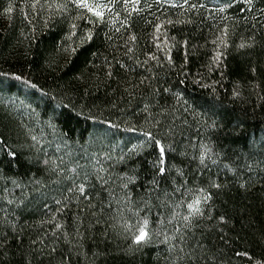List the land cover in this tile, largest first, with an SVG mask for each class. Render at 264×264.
Returning a JSON list of instances; mask_svg holds the SVG:
<instances>
[{
    "label": "trees",
    "instance_id": "16d2710c",
    "mask_svg": "<svg viewBox=\"0 0 264 264\" xmlns=\"http://www.w3.org/2000/svg\"><path fill=\"white\" fill-rule=\"evenodd\" d=\"M32 2L34 0H0V72L7 74L0 76L3 81L0 83V139L6 141L0 150V264H169L165 260L167 246L160 240L147 245L133 244L131 233L137 230L136 217L126 208L121 212L124 206L115 200L109 207L108 192L101 191L99 186L91 190L92 203L98 205L97 216L91 214V209L81 211L87 207L86 202L81 203L75 198L68 209L57 212L55 199L62 198L70 181L63 179L53 183L57 177L50 175L44 164L46 159L63 156L64 166L71 169L75 167L73 158L79 159L83 149L103 157L104 150L115 145H109L107 141L91 143L93 133L102 137L107 127L100 121L128 119L143 124V114H134L139 112L136 106H143L141 95L144 100L152 99L155 103V89L160 90L158 98L165 107L179 109L177 116L183 112V105L177 103L176 93L202 121L211 123L215 120L218 125L215 128L200 127L198 136V126L193 124L183 136L164 141L165 147L171 143L174 149L167 153L168 166L196 172L197 180L189 184L190 198L198 195L196 189L202 181L206 186L207 179H216L217 174L227 185L214 197L212 214H224L228 223L214 228L204 238L209 251L207 258L201 254L200 264H257V261H264V163H260L264 160L260 147L264 140V15L259 12L264 8V0H254L252 11L247 10L249 6L244 0H189L188 4H184V0H161L160 3L140 0L138 12L132 11V4L127 6L131 13L127 18L130 27H121L127 13L123 0H116L114 11L120 16L114 24L97 22L93 26L86 20H79L76 21L75 36L69 27L70 17L50 14L39 5L33 9L30 7ZM90 2L107 4L108 0ZM229 3L231 7H226L224 12L218 11ZM172 4L183 7L174 8ZM189 4L205 7L192 9ZM105 15L107 21L112 19L107 12ZM169 20L172 23H167ZM157 24L162 25L159 32L156 31ZM116 28L120 31L116 32ZM224 28L228 30L227 36L222 31ZM89 30L93 38L87 41L83 37ZM130 35L136 37L134 43L129 41L127 44L133 52L125 55V42ZM72 48H75L74 53ZM153 54L159 64L148 59ZM218 54H221L219 59H214ZM106 60L111 62V69ZM116 60L131 66L134 71L121 69ZM145 60H148L147 64ZM109 70L114 73L111 78L107 76ZM21 72L43 86L49 97L55 99L41 97L39 91L16 81L14 75ZM145 77L151 79L137 90L136 98L129 104L123 91L128 86L126 81L139 83ZM164 88L170 91L164 92ZM90 110L93 118L86 119ZM153 111H159V107ZM49 119L58 130L71 137L67 147L62 144L59 152L56 150L58 141L47 127ZM188 119L191 121L192 117ZM29 131L41 141L37 149L27 148L32 143ZM113 133L121 148L128 140L136 143L139 135L125 132L123 128L111 130L109 136ZM201 142L219 153L216 165L206 160L210 172L205 171L202 178L196 171L198 161L188 162L193 154L202 151L199 148ZM253 146L254 157L249 155V148ZM9 149H15L18 155L15 158L6 155ZM183 152L188 156L180 155ZM80 163L84 161L80 160ZM134 163L130 162L129 167ZM246 163L253 165L251 171L245 167ZM144 168H147L146 164ZM64 175L72 173L65 172ZM172 175L175 176L174 170ZM13 180L29 185L23 188L26 208L7 203L8 199L16 200L21 196L22 190L14 187ZM34 180L41 181L43 186H31L30 182ZM240 184L251 185L250 190L240 188ZM5 188L14 194L9 196ZM113 188L116 197L122 195L119 187L113 185ZM168 191L171 192V188ZM143 193L144 189L137 186L133 190L134 199L138 200L137 194ZM101 201L103 210L99 206ZM162 214L169 216L171 208L152 207L141 216L148 217L149 230H154L160 227L158 221ZM53 216V223H47ZM126 221L130 232L125 231ZM57 222L63 228L55 229ZM210 223L214 225L216 221ZM12 225L16 226L15 231ZM166 227L171 234L173 226L168 224ZM221 236L225 239H220ZM33 240L35 244H32ZM53 247L55 252L51 251ZM237 251H246L252 259L236 256Z\"/></svg>",
    "mask_w": 264,
    "mask_h": 264
},
{
    "label": "snow or ice",
    "instance_id": "6c2138e0",
    "mask_svg": "<svg viewBox=\"0 0 264 264\" xmlns=\"http://www.w3.org/2000/svg\"><path fill=\"white\" fill-rule=\"evenodd\" d=\"M157 3H160L161 0H156ZM140 3V0H123L124 10L127 13L125 20L121 21V27H130L127 25V18L131 15L127 11V6L132 4V11L138 12L140 9L137 7ZM189 0H184V4H188ZM244 3L248 5V11H252L254 7V0H244ZM40 8L47 9L50 14L59 13L62 17L67 15L71 18L69 27L72 30V35H76V29L78 24L76 21L86 20L88 24L95 26L97 22L104 24L106 22L115 23L116 19L120 16L119 12H115L116 0H108L107 4H101L96 2H90V0H34L30 4V7L36 9L37 6ZM171 7H183V5L172 4ZM189 7L196 9L197 7H205L203 4H189ZM226 7H231V4H226L225 7L218 9L219 12H224ZM9 11L11 10V5L9 6ZM106 12L112 16L110 21L106 20ZM259 12L264 15V8L259 9ZM90 14V15H89ZM25 18H27V13H24ZM157 19H159L157 17ZM255 20L256 17L254 16ZM47 23V20H45ZM167 23H172V21H167ZM156 31L159 32L162 25L157 24ZM33 32L35 29L33 28ZM116 32L120 31V28L115 29ZM224 36H227V28L223 30ZM93 38L92 31L89 30L84 34L83 39L90 41ZM111 39V37H108ZM135 35H130L128 41L125 42L126 52L132 53V47H127V44L130 42H135ZM223 43V38H221ZM187 42H185L186 45ZM159 47V45H158ZM244 47V45H241ZM71 51L74 53L75 48H72ZM214 59L218 60L219 56ZM113 59H116L113 57ZM148 59L157 61L159 64L158 58L153 54ZM169 62H171V57L168 56ZM116 63L121 69H124L126 72H132L134 69L124 63H120L119 60H116ZM145 64L148 63V60L144 61ZM109 69L112 65L110 61L106 60ZM51 67V62L49 64ZM113 71H107V76L111 78L113 76ZM6 73L0 72V76H6ZM16 81L23 82L27 87L39 91L41 97H49L48 92L43 90V86H39L37 82H33L30 78H26L21 72L15 74L13 77ZM151 77H145L139 81V83L133 81H126L127 87H124L123 91L128 97L129 104L136 98L138 92L137 90L141 88L142 85H145L147 80H150ZM3 83V81H0ZM183 83V81H180ZM194 83H199V81H194ZM204 87H209L208 85H202ZM148 87H151L149 84ZM213 92L215 93V88L213 87ZM159 89H155L153 92V103L152 99L144 100V97L141 95V103L136 107L139 108V112H134L135 115L143 114V124L139 121L133 122L128 119H122L120 122L100 121V123H106L107 127L103 130V136L100 137L96 133L92 135L91 143L95 144L97 142L103 143L107 141L109 145H115L114 147H109L104 150V155L101 157L97 152H89L87 149H83L79 155V159H74L75 167L71 169L66 168L64 157L59 156L56 159H46L44 164L46 165L45 170L50 174H55L57 177L53 183H60L63 179L70 181V186L67 187L65 193H62L61 199H55V203L58 206L56 211L61 212L65 209H68L73 202V199L79 200L81 203L86 202L87 207L82 208L81 211L91 209V214L95 217L97 212L95 209L98 205L93 204V196L91 190L95 189L97 186L101 191H107L110 197L108 201V206L111 207L112 201L115 200L116 203L122 204L124 208H121L120 211L123 212L126 208L127 211L131 212L134 217L137 219V230L131 233V239L134 245L140 246L141 244H151L154 240H160L161 244L167 246V254L165 256L166 262L169 264H200L201 254L207 258V253L209 251L208 246L205 244V237L208 233L214 230V228H219L221 225L227 224L228 220L224 214L219 216H214L212 214V209L214 207V197L222 192L227 185L222 183L219 180V175L217 174L216 179L208 178L205 183L202 181L201 186L197 187L196 191L198 195L194 198H190L188 193L192 191L189 187L190 183H193L197 180L196 172L192 170H185L184 168L178 166H168L166 163L168 151H174L171 143L165 147L164 141L174 140L177 135L183 136L186 129H191L193 124L197 125V135H200V127L207 126L208 128L218 127L215 120L209 123L207 120L201 119V117L196 113V111L190 108L187 105V101H182V98L178 93L174 94L177 103H182L183 112L180 116H177L176 113L179 109L165 107L161 100L158 98ZM164 92H169L168 88L163 89ZM238 95V93H237ZM50 100H54V97H49ZM63 106V105H61ZM159 107V111H153L156 107ZM30 107V105H29ZM116 107V105H113ZM34 111V110H33ZM54 111V110H53ZM122 112H126V109H120ZM191 116L192 120L189 121L188 117ZM93 118L91 115L86 117V119ZM165 120L168 122L166 123ZM179 120V123H177ZM47 127L51 129V134L54 135L58 141L56 145V150L61 151V145L67 147V141L71 139L70 136L65 135L61 130H58L56 124L52 119H49L47 122ZM123 128L125 132H134L139 133L137 136L136 143H132L131 140L124 142L123 148L120 147V143L115 140V133L109 136V132L113 129L119 131ZM28 135L32 143L27 145L29 150L37 149L41 144L40 139L34 134H31L29 131ZM2 136V134H0ZM6 141L0 139V150L4 148ZM191 145V140H189ZM131 145V147H129ZM24 146L22 145L21 148ZM261 152H264V140L261 141ZM199 148L202 151H199L196 154L191 156L189 164L193 161H198L196 171L201 173V178L205 171L210 172V168L206 160H210L212 165L217 164V159L219 153L215 152L214 149L206 143H199ZM119 149V150H117ZM125 149H127L125 151ZM6 155L15 158L18 155V152L15 149H9ZM69 155V153H65ZM185 157L188 156L187 152L180 153ZM249 155L255 156V147L249 148ZM71 158V156H70ZM80 160H83L84 163H80ZM59 161V163H57ZM135 162L131 167H129L130 162ZM39 162V161H37ZM12 163V161H9ZM264 163V160L260 161ZM147 165V168H144V165ZM245 167L250 171L253 168L251 164H245ZM173 170L175 171V176L172 175ZM65 172H71L72 175H64ZM143 177V180H142ZM14 187H20L22 192L21 196L16 200L8 199L7 203L9 205L16 204L17 207L23 205L24 208L27 207L26 199L23 195V188L28 187L29 185H22L21 183L13 180ZM31 186L35 187L37 185L43 186L41 181L34 180L30 182ZM113 185H116L120 188L122 195L116 197L114 195ZM142 187L144 193L139 195V199H134L133 190L137 187ZM240 188H245L246 191L250 190L251 185L247 186L245 184H240ZM168 188H171V192L168 191ZM38 190V189H37ZM4 191L12 196L14 193L9 191L7 188ZM176 194H179V198H176ZM154 201L158 203H154ZM142 205V207H141ZM47 205L45 204V207ZM101 210H103V201L99 203ZM152 207H163L165 209L171 208V214L165 217L161 215L160 220L158 221L160 227L158 229L149 230V219L147 216H141V213L144 211L150 212ZM55 216L51 217L47 223H53ZM216 221V224L212 225L210 222ZM99 223V219H97ZM172 225V233L169 234L166 225ZM207 226V231L205 227ZM15 225H12L13 231H15ZM125 231L130 232L131 228L128 225L127 221L125 222ZM63 228L61 223H55V229L59 230ZM79 234V229H77ZM56 235V232H53V236ZM199 235V239H197ZM220 239H225L224 236H221ZM43 242V241H41ZM36 241L33 240L32 244H35ZM51 251L55 252L56 248L53 247ZM236 256H245L249 260L252 259L251 256L245 251L243 253L237 251ZM257 264H264V261H257Z\"/></svg>",
    "mask_w": 264,
    "mask_h": 264
}]
</instances>
